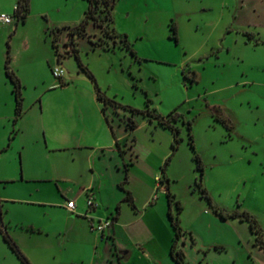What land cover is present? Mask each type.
Listing matches in <instances>:
<instances>
[{
	"label": "rangeland",
	"instance_id": "obj_1",
	"mask_svg": "<svg viewBox=\"0 0 264 264\" xmlns=\"http://www.w3.org/2000/svg\"><path fill=\"white\" fill-rule=\"evenodd\" d=\"M16 2L0 0V11H13ZM87 7L88 0H29L24 18L0 25V219L11 226L16 216L62 222V213L45 202L88 178L85 149L61 148L57 135L63 127L72 138L90 119L85 80L94 82L69 41V28ZM112 13L116 32L126 35L138 57L121 45H94L102 33L89 20L72 38L80 62L113 100L173 113L179 136L166 162L149 158L156 171L142 161L132 164L127 146L125 188L132 194L121 202V240L136 242L139 250L141 245L150 264H176L169 254L171 212L184 230L176 246L188 264H264V245L249 220L231 215H254L264 240V0H116ZM7 57L12 69L44 77L23 84L24 111L17 119ZM47 59L64 69V83ZM106 112L118 133L130 116H145L111 103ZM144 132L141 127L137 133ZM162 166L170 200L165 180L155 177L162 176ZM108 180L107 193L118 187ZM42 236L57 242L55 234ZM0 264H23L1 231Z\"/></svg>",
	"mask_w": 264,
	"mask_h": 264
},
{
	"label": "crops",
	"instance_id": "obj_2",
	"mask_svg": "<svg viewBox=\"0 0 264 264\" xmlns=\"http://www.w3.org/2000/svg\"><path fill=\"white\" fill-rule=\"evenodd\" d=\"M9 24L11 23L7 25ZM47 64L52 69L51 59H47ZM15 69L13 70L20 78L22 85H27L30 81L37 84V81L44 79L37 73L27 74L19 67ZM63 76L64 73L60 79ZM85 81L90 99V108L87 110L90 119L82 124L79 132L72 138L66 136L63 127L58 130L57 135L61 148L85 149L89 175L86 181L77 183L73 192L62 191L61 198L45 202L62 213L63 221L47 225L34 219L22 221L16 216L14 225L3 223L1 219L0 225L6 230L9 229L10 236L19 248H22L32 264H150L144 248L138 245L141 249L139 250L137 243L130 240L123 242L118 229L121 224L118 220L122 209L121 202L128 198L126 197L128 193L132 194L125 188V182L128 180V173L124 168L127 146L130 147L132 164L142 161L145 163L144 168L156 171L149 158H155L158 163L165 162L172 152L173 132L170 127L161 124L156 118L142 116L135 118L134 128L126 131L124 127L118 133L109 116L106 119L102 102L96 97L94 84L92 85L88 80ZM23 99L21 115L24 111ZM120 125L118 121L117 126ZM141 127H145V132L140 135L137 132ZM156 176L158 175L155 174ZM108 178L112 179L111 186L116 184L118 186H114L115 190L109 193L106 191L109 185ZM88 194L94 197L96 203L90 210H87L86 205ZM149 197L150 193L146 200ZM67 199L75 200L74 209L71 210L65 206ZM103 217H110L113 222L101 237L99 232H94L92 226ZM47 234H55L57 242L47 243L42 236ZM105 235L110 238L109 241L102 239ZM22 237H29V241H24ZM65 251H68V256L64 255Z\"/></svg>",
	"mask_w": 264,
	"mask_h": 264
},
{
	"label": "trees",
	"instance_id": "obj_3",
	"mask_svg": "<svg viewBox=\"0 0 264 264\" xmlns=\"http://www.w3.org/2000/svg\"><path fill=\"white\" fill-rule=\"evenodd\" d=\"M116 0H88V7L85 10L84 17L81 19V21L69 28V33L71 34V37L69 39L70 43L72 44V52L76 55L78 59V63L80 67L85 71V73L91 78V80L94 82V88H95V93L96 97L98 100L102 102V110L106 112V108L108 106V103H111L112 105H122L124 108L129 109L132 113H141L142 115L147 116L148 118H156L161 124L168 126L171 128L173 132V142H172V152L173 154L175 148H176V143L179 139L178 136V127L174 124L173 119L176 118V116L173 113H168V114H161L156 111H154V108L151 109L150 107L146 108H136L131 105H126V104H121L112 98L108 97L106 93L99 87V85L96 82V79L93 75V73L90 71V69L87 67V65L82 64L79 60L78 53L76 47L73 45V34L78 31L82 32L85 30L86 24L89 20H92L95 25L100 27L102 36L99 38V40H96L94 42V45H99L104 48H112L116 45H121L126 47L131 54H133L135 57H138L136 55V51L134 48L130 45V42L128 41L127 37L125 34H120L116 32L114 26H113V7L115 4ZM16 7L14 8V16L16 19L19 18H24L26 14L29 11V0H17L16 2ZM172 31L175 33L176 32V26L173 22L170 23L169 26ZM56 35V32H55ZM174 37L176 38V35L174 34ZM177 39V38H176ZM52 45L55 46L54 41L52 42ZM8 57L5 60L4 64V71L6 76L9 79V82L11 84V92L14 97V114H15V119H17L22 112V99H23V94H22V83L20 81V78L16 74V72L10 67L8 64ZM184 72V71H183ZM193 75L194 72L192 73ZM185 75V72H184ZM65 81L61 80V83H64ZM106 119H108V114L107 112L105 113ZM111 126V124H110ZM136 126V120L130 116L127 119V125L125 128H134ZM189 126V125H188ZM114 132V131H113ZM115 133V132H114ZM189 137L192 142V134L189 133ZM193 147V143H192ZM171 154L167 156L165 159V162L170 158ZM197 160V166L198 168L202 169V163L199 155L196 153L194 156ZM162 170V176H159V179L165 180L166 183V189L165 192L168 195L169 200L173 197V194L170 192L168 189V177L166 176L165 173V167H161ZM162 180V181H163ZM197 185L201 189L203 194H206V190L204 186L202 185L201 179L196 181ZM126 197H130V194L128 193ZM177 205L178 207H181L179 201L177 200ZM222 212V211H221ZM223 214V212H222ZM231 215H238L240 218H245L248 219L250 222V228L252 231L257 233L256 239L257 241H261V243L264 245V240L261 239V227L258 225L257 219L249 213L246 210L243 211H235L232 212ZM169 217L170 221L172 224V227L174 229V237L170 245L169 249V254L170 257L176 262V264H188L185 259V251L181 248H178L176 246V239L177 237L184 232L182 229L179 220L175 219L171 212H169ZM0 231L2 232V236L4 240L8 243V245L11 247V249L15 252L17 257L20 259V261L23 264H32L30 260L26 257V255L21 251L17 243L13 240V238L9 235L7 230L4 227H0Z\"/></svg>",
	"mask_w": 264,
	"mask_h": 264
},
{
	"label": "built area",
	"instance_id": "obj_4",
	"mask_svg": "<svg viewBox=\"0 0 264 264\" xmlns=\"http://www.w3.org/2000/svg\"><path fill=\"white\" fill-rule=\"evenodd\" d=\"M16 7V5L14 4V8ZM15 19L14 16V12H7V11H0V25L3 24H8V23H12L13 20ZM52 72L54 74V76H56L57 78H61L63 73H64V69L59 66V65H55L52 67ZM157 180H159V176H156ZM95 200L94 197L91 194H88L86 196V205H87V210H90L94 207L95 205ZM75 200L74 199H67L65 206L68 209H74L75 207ZM112 218L110 217H103L98 219L94 224H93V229L97 230V232H99L101 234V237H103V233L106 229H109L110 226L112 225Z\"/></svg>",
	"mask_w": 264,
	"mask_h": 264
},
{
	"label": "flooded vegetation",
	"instance_id": "obj_5",
	"mask_svg": "<svg viewBox=\"0 0 264 264\" xmlns=\"http://www.w3.org/2000/svg\"><path fill=\"white\" fill-rule=\"evenodd\" d=\"M126 123H127V119L126 120H124ZM126 126V125H125Z\"/></svg>",
	"mask_w": 264,
	"mask_h": 264
}]
</instances>
